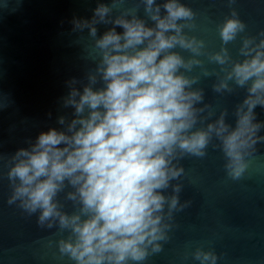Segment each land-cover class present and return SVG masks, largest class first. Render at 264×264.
I'll list each match as a JSON object with an SVG mask.
<instances>
[{
    "label": "water",
    "instance_id": "1",
    "mask_svg": "<svg viewBox=\"0 0 264 264\" xmlns=\"http://www.w3.org/2000/svg\"><path fill=\"white\" fill-rule=\"evenodd\" d=\"M0 264H264V0H0Z\"/></svg>",
    "mask_w": 264,
    "mask_h": 264
}]
</instances>
